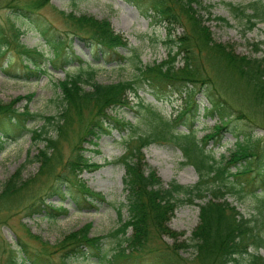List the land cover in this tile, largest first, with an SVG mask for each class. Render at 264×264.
I'll list each match as a JSON object with an SVG mask.
<instances>
[{
  "label": "trees",
  "instance_id": "obj_1",
  "mask_svg": "<svg viewBox=\"0 0 264 264\" xmlns=\"http://www.w3.org/2000/svg\"><path fill=\"white\" fill-rule=\"evenodd\" d=\"M126 1L134 5L142 16L149 17L153 23L164 27L168 43L166 57L151 64H143L137 58L132 77L106 83L93 78L94 69L91 67L85 70L84 77L81 71H66L56 81L61 98L55 114L32 113L26 105L18 110L15 102L20 96L8 101L0 99V150L5 139L16 138L24 131L29 132L33 144L42 142L28 160L38 163L34 179L23 180L19 175L12 174L0 189V202L9 201L20 190L33 193L43 182L48 183L45 192L34 196L26 205L27 213L46 211L52 215L53 212L64 211V207H52L50 202L45 201L53 194L68 196L77 206L91 204L86 196L94 201H104L101 193L76 182L79 170L95 165L84 155L81 143L85 138L90 140L111 127L120 130L129 128L133 131L135 125L131 121L108 113V109L131 106L129 101L132 98L128 96L137 97V89L141 84L149 85L157 99L160 98L158 93L171 88L170 93L176 92L185 97V106L177 109L172 116H165L140 100L132 102L136 105L135 116L139 117L145 129L121 140L124 150L115 160L124 169L121 181L125 192L126 217L120 219L118 207L120 223L108 232L109 236L115 238L111 251L107 254L102 249V235L86 234L87 224L64 234L58 244L51 246L60 250L62 257L89 252L99 264H140L139 259L144 254L152 259L150 264H229L239 256H246L245 264H264V256L257 251L260 247L264 248V234L261 232L264 227V150L261 146L257 147L248 132L242 137L235 132L234 147L227 155L220 153L216 157L207 148V138H213L215 143L220 142L235 111H238V117L250 116L233 106L205 67V62H208L223 78L234 77L230 78L231 82V79H235L230 82L231 85L239 83L237 85H240L251 103L264 104V58L240 54L235 52L232 43L215 40L199 7L207 13L210 10L202 6L199 0ZM46 2L47 0H23L19 3L7 0L6 5L15 16L24 17L29 27L51 44L54 59L50 64L57 66L53 61L56 60L63 67L70 62L65 52L68 40L54 37L48 24L41 17L33 15ZM192 3L196 5L193 6ZM227 4L235 16L245 18L247 28L253 27L258 20H264L262 0L245 4L229 1ZM60 15L68 28L67 34L88 43L93 56L124 57L116 48L127 47V40L112 29L107 19L61 11ZM223 22L227 23V20ZM178 24H181L182 31L175 35L174 30ZM18 35L19 26L13 21L9 22L8 28L0 24V58L6 56L2 69L13 76H37L44 70L41 53L34 48L25 47ZM178 55H181V64L176 66ZM14 61L20 64L22 74L9 71L14 68ZM84 83L87 85L86 89ZM195 86H198V90L209 101V105L203 106L204 114L216 115L221 121L214 123L213 130L201 137L196 136L195 129L200 108L194 97ZM29 96L30 93L25 95L26 98ZM34 116H39L42 122L37 127H28L27 120ZM84 119L83 132L69 157L62 162V143L67 140L73 126ZM234 129L231 128L232 131ZM153 142L178 146L184 157L182 162L191 164L197 172V182L184 185L171 180L163 184L154 169L147 167L143 159L142 148ZM19 171L17 169L18 173ZM255 182L257 185H253ZM63 183H67L65 188ZM257 186H263V189L255 192ZM73 188L77 190L74 191ZM247 191L252 192L260 201L257 215H244L236 204L228 200L230 195L241 197ZM178 194L183 197H178ZM194 198H204L198 203V222L187 239L179 240L178 232L170 229L165 221L178 202H193ZM162 234L172 237L174 241L166 243ZM157 239L162 240L161 245L155 242ZM40 243L41 251L36 252L29 250L26 243L17 236L16 247L0 240V264H22L24 260H27V264H50L42 255L46 253V244L44 241ZM185 247H192L194 256L181 255L178 250ZM250 247L253 249L250 250Z\"/></svg>",
  "mask_w": 264,
  "mask_h": 264
},
{
  "label": "rangeland",
  "instance_id": "obj_2",
  "mask_svg": "<svg viewBox=\"0 0 264 264\" xmlns=\"http://www.w3.org/2000/svg\"><path fill=\"white\" fill-rule=\"evenodd\" d=\"M6 1L0 0L1 26L8 28L10 21L18 25L19 41L25 47L34 48L41 53V65L44 67V70L39 72L37 76H30L29 78L13 76L2 69L5 65L6 56L0 58V99L8 101L20 96L21 98L15 102L18 110L21 109L22 105H26V108L32 113L55 114L61 98L56 81L61 79L66 71L70 73L81 71L80 73L84 77L85 70L91 67L94 69L93 78L98 82L106 83L132 77L135 73L134 65L137 58L143 64H151L166 57L168 43L165 38L164 27L161 24L153 23L149 17L142 16L137 8L126 0H47L33 15L41 17L48 24L54 37L68 40L65 52L67 58L70 59L68 65L63 67H60L58 61L53 60L57 64L53 67L50 64L54 59L51 44L45 41L37 31L30 28L24 17L15 16L11 8L6 5ZM15 1L20 3L23 0ZM199 1L202 6L208 7L210 10L207 13L199 7L204 22L210 28L215 40L232 43L235 52L240 54L264 58V20H258L253 27L247 28L245 18L235 16L227 4L229 1L235 4H245L253 0ZM262 1L264 2V0ZM192 5L196 4L192 3ZM60 11L63 13L71 12L74 15H90L97 19H107L112 29L119 32L127 40V47L118 46L116 48L117 52L124 57L118 58L116 55L110 57L105 55L93 56L88 43L71 36L70 33L67 34L68 28L64 24ZM226 20L227 23L223 22ZM181 31V24H178L174 34L176 35ZM11 56L15 57L14 53H11ZM176 59V66H178L181 64V55L176 56ZM80 61L82 62L80 63ZM14 63V68L9 71L22 74V71L19 70L20 64L16 61ZM79 63L81 65L80 70L78 68ZM205 67L208 74L217 81V85L220 86L219 90L224 93L233 106L245 111L250 116V118L238 117L236 116L238 111H235L231 115L232 121L229 128L223 131L220 142L215 143L213 138H207V148L213 151L216 157H219L220 153L227 155L230 149L234 147L235 132H238L240 137L248 132L257 147L261 146L264 150V104L251 103L247 95L243 94L240 85H237L239 83L231 85L235 79H231V82L230 78L234 77L223 78L222 75L213 70L208 62H205ZM84 85L86 89V83ZM170 90L171 88H168L158 93L160 98L157 99L152 93L153 91L151 92L149 85L141 84L137 89V97L128 96L132 98V101H129L131 106L124 105L108 109V113L131 121L135 125L133 131L129 128L120 130L111 127L90 140L85 138L81 143L84 155L95 165L79 170L76 174V182H80L92 191L101 193L104 196V201H94L86 196L91 204L77 206L68 196L60 197L53 194L45 201L50 202L52 207H64V211L53 212L52 215L46 211L27 213L26 205L33 200L34 196L44 193L48 183L43 182V184L35 186L37 189L33 193L32 191L25 192L22 190L21 192L20 190L9 201L0 202V240L16 247L17 236L26 243L29 250L36 252L41 251L40 242L44 241L46 253H40L50 264H99V261L89 252L62 257L61 251L51 245L58 244L64 234L87 224L86 234L88 236L102 235V249L107 254L111 251L115 244V238L109 236L108 232L120 223L117 214L118 207L120 219L123 220L126 217L125 192L121 181L124 169L115 160L124 150L121 140L129 134L142 132L145 129L139 117L135 116L136 105L132 102L140 100L141 103L158 109L165 116H172L177 112V109L185 106V97L176 92L170 93ZM193 90L194 97L200 106L199 117L195 124L196 136L201 137L204 133L213 130L214 123H221V121L216 115L204 114L203 106L209 105V101L204 93L198 90V86L193 87ZM29 93L31 96L26 98L25 95ZM85 121L84 119L83 122L76 123L67 140L62 143V162L69 157L71 149L83 132ZM41 122L39 116H34L27 120L26 125L37 127ZM233 127L235 129L232 131L231 128ZM181 129L185 128L181 127ZM41 145L42 142L40 141L33 144L29 132L25 131L16 138L4 140L0 150V189L12 174L19 175L23 180L26 178L34 179L33 175L36 173L38 163L28 160ZM142 154L146 166L154 169L163 184L174 180L184 185H193L198 180V174L194 167L182 162L184 160L182 151L174 144L153 142L142 148ZM17 169H20L19 173ZM253 185H257V183L255 182ZM62 186L65 188L67 183H63ZM251 188L254 189V187ZM262 189L263 186H257L255 192ZM73 190L76 191L77 188H73ZM178 197H183V195L178 194ZM203 200L204 198H194L193 202H178L170 217L165 221L170 229L179 233H177L179 240L187 239L192 228L198 222V203ZM228 200L236 204L237 208L246 216L257 215V210L261 206L260 201L250 191L245 192L241 197L230 195ZM261 232L264 234V227L261 228ZM161 237L168 244L174 241L172 237L166 234H162ZM155 242L159 245L162 244L160 239L155 240ZM251 249L253 248L250 247ZM178 251L185 257L194 256L192 247L180 248ZM257 251L264 256V248L260 247ZM139 261H141L140 264H150L152 259L148 258V254H144ZM245 263L246 256H239L237 260L229 264ZM22 264H27V260H24Z\"/></svg>",
  "mask_w": 264,
  "mask_h": 264
}]
</instances>
